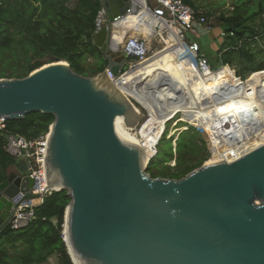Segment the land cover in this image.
Masks as SVG:
<instances>
[{
  "label": "water",
  "instance_id": "95a60500",
  "mask_svg": "<svg viewBox=\"0 0 264 264\" xmlns=\"http://www.w3.org/2000/svg\"><path fill=\"white\" fill-rule=\"evenodd\" d=\"M101 6L106 24L93 43L108 63L102 73L83 77L54 60L24 79H0V120L55 118L47 189L71 198L64 242L72 263L264 264V133L236 161L204 164L181 180L152 178L144 151L117 133L119 120L136 129L146 113L109 76L131 70L113 43L114 20L130 3ZM34 187L28 169L0 184V239L14 232L18 208L41 198Z\"/></svg>",
  "mask_w": 264,
  "mask_h": 264
},
{
  "label": "trees",
  "instance_id": "16d2710c",
  "mask_svg": "<svg viewBox=\"0 0 264 264\" xmlns=\"http://www.w3.org/2000/svg\"><path fill=\"white\" fill-rule=\"evenodd\" d=\"M181 1L210 21L216 19L210 39L220 46L217 59L207 55L212 69L234 68L242 78L264 71V0H233L232 10L225 8L218 16L214 8L204 10L195 0ZM101 9V0H0V79H24L54 60L67 62L83 77L102 73L108 63L93 43ZM255 93L261 96L258 89ZM54 120L52 115L34 112L23 120L5 121V129L0 130V184L18 164L7 153L8 135L35 141L49 132ZM168 145L164 169L155 171L151 167L155 161L150 163L148 173L154 179L181 180L210 157L206 138L193 128L179 136L176 156L173 139H168ZM161 148L160 141L158 156ZM172 160L174 167L169 165ZM70 203L67 191L47 196L35 209L34 222L0 239V264H45L53 258L59 264H73L62 237Z\"/></svg>",
  "mask_w": 264,
  "mask_h": 264
},
{
  "label": "built area",
  "instance_id": "2783aa9c",
  "mask_svg": "<svg viewBox=\"0 0 264 264\" xmlns=\"http://www.w3.org/2000/svg\"><path fill=\"white\" fill-rule=\"evenodd\" d=\"M129 3L130 7L126 14L115 19L114 23L116 25L118 23L124 25V23H129V21L132 20L136 24L135 28L130 29L127 32L123 42L119 46L122 55H126L129 59L131 71L145 66L158 54L155 53L152 48V42H150V40L154 38L159 40V44L165 46V50L167 48L176 49L177 46L182 47L179 61L181 63H186L193 71L185 77L187 86L192 84V78L197 77L198 74L207 77L225 68L220 67L216 70L212 69L209 59L202 53L200 44L197 41H189L187 39L186 33L198 34L199 36L202 30L207 33L213 31L214 24L206 16L187 6L181 0H129ZM153 21L157 23L155 26V34L152 37L149 35L147 36L143 33L145 31L142 29L151 27ZM105 24L106 12L104 9H101L96 19V33L100 31ZM221 36L225 37V33H221ZM230 69L235 78L241 84L247 83L250 79L260 73H264V71L256 72L249 75L248 78L243 79L241 76L237 75L235 69ZM109 76L116 86L117 81L123 78H114L111 74ZM137 86L138 85H132V89L136 94H139V97H145L146 93L143 92L144 85ZM147 88V92L156 93L155 89L151 90L149 89V86ZM220 89L222 91L221 94L223 95L218 98H222V101L225 99L224 102L229 101V97L231 96L230 91L234 90L228 88L227 85H222ZM124 94L133 103L137 110L142 109L147 116L148 111L146 108L140 104L132 94L127 91ZM174 94L177 96L176 93ZM250 94L251 92H248L247 96ZM260 95L261 96L258 99L259 104H257L256 101L251 100L247 103V108L244 110L235 111L230 109L227 113V117H216L217 126L213 132L190 122V120L195 118L198 106L201 109L205 108V99L200 98L199 100H195V102L187 99V117L189 122L186 123L182 121V113L175 114L174 117L166 122L165 131L162 133L157 146L165 136L167 125L170 122L173 123L174 128L182 122L187 125V128H184L183 131L177 133L174 139L177 140L180 133L188 131L190 128H194L206 138L210 158L222 157L221 160L231 159L232 161H236L244 156L242 148H238L237 145L246 146L264 133V93ZM158 103H160V106H163L161 102L158 101ZM169 105H172V103H169ZM177 116H181V119L176 120ZM5 121L6 120L4 119L0 120V130L5 129ZM142 124L143 123H141L138 128L131 130L137 131V129L141 128ZM178 130L179 129H174L175 133ZM49 132L35 141L14 134H9L7 137V153L18 162L26 163L28 176L35 181V187L32 192L35 195H41V198L39 200H34L31 205H22L18 208L12 221V228L14 231L23 230L34 222L36 220L35 209L44 202V199L47 196L54 193L52 190L47 189L46 154ZM170 139H172V136H170ZM218 148L221 150H218ZM157 153L158 151L156 147V153L154 157L151 158L150 162L157 156ZM65 231L66 222H64V225L62 226V237L64 241L66 240Z\"/></svg>",
  "mask_w": 264,
  "mask_h": 264
},
{
  "label": "bare ground",
  "instance_id": "6f19581e",
  "mask_svg": "<svg viewBox=\"0 0 264 264\" xmlns=\"http://www.w3.org/2000/svg\"><path fill=\"white\" fill-rule=\"evenodd\" d=\"M156 24L153 21L151 27L142 29L143 31H148L143 33L152 37L155 34ZM135 27L136 24L132 20L129 23H124V25L118 23L113 37L114 47H119L127 32ZM152 31H154V34L151 33ZM181 49V46H177L176 49L170 48L163 52L155 51V53L159 54L152 58L148 64L132 71L130 70L122 79L117 81V87L123 93L129 92L140 104L145 108H150L152 111V117L155 122L154 124L152 123L151 127L147 123L142 125L140 129L142 136L140 138H138L137 132L135 135L134 130L126 128L123 120H119L117 125L119 137L125 142L134 144L142 149L147 161H150L155 155L157 143L165 131V124L169 119L174 117L175 114L182 113V119L186 122L189 121L187 117V99L192 102L200 98L205 99V108L201 109L198 106L195 118L190 121L213 132L217 126L216 117H227L230 109L235 111L244 110L247 108V103L251 100L259 104V96L256 95L255 89H258L260 94L264 93V73L258 74L248 81L247 85H251L253 88L241 84L235 78L231 69L228 75L222 78V73L226 71V67L211 76L205 77L198 74L197 77L192 78V84L187 86L185 77L193 71L186 63L179 61ZM160 84L161 86L159 87ZM132 85H138L137 87L144 85L143 92L146 93V96L139 97V94H136L132 89ZM222 85H227L228 88L235 91H230L231 96L227 102H224L225 99L222 101V98H218L223 95L220 89ZM148 86L151 90L155 89L156 93L147 92ZM248 92H251L249 96H247ZM171 99H174L175 102L169 105ZM158 101L163 106H160ZM138 111L141 110L138 109ZM146 118L149 119L150 115L147 114ZM237 146L240 149L242 148V151L245 148V145ZM218 150L221 149L218 148ZM221 158H211L206 164L215 163Z\"/></svg>",
  "mask_w": 264,
  "mask_h": 264
},
{
  "label": "rangeland",
  "instance_id": "374dc122",
  "mask_svg": "<svg viewBox=\"0 0 264 264\" xmlns=\"http://www.w3.org/2000/svg\"><path fill=\"white\" fill-rule=\"evenodd\" d=\"M197 3H200L199 5L201 6V8H203L204 10L206 8H214L215 11L217 12V16L221 14L222 10H225V8L227 9H230L232 10V6H233V0H195ZM236 2H238V0H236ZM212 23L214 25L217 26V22H216V19H214V21H212ZM215 27V26H214ZM146 32H148L147 30H145ZM152 34H154V31L151 32ZM187 35V39L189 41H197L200 45H202L204 51H205V55L211 57V59H217L218 55H217V50L216 48L218 47L219 49V46L220 44L218 42H213L211 39H210V36L211 34H192V33H186ZM155 39V40H154ZM154 39H151L150 42H152V48L154 51H157V52H162L164 51L165 49V46L162 45V44H159L158 43V39L157 38H154ZM167 49H170V48H167ZM203 53V52H202ZM159 54V53H158ZM157 54V55H158ZM156 55V56H157ZM155 57V56H154ZM153 57V58H154ZM230 72V69L227 70L225 72H223L222 74V78H225L226 75H228V73ZM248 78L247 77H244L243 79H246ZM174 99H171L170 100V103H174ZM139 107V106H138ZM140 108V107H139ZM142 110V109H141ZM146 110L148 111L147 114L150 115V118L147 119V118H144L143 121H142V125H145L146 123L149 124V126L151 127L152 126V123L154 124V120H153V117H152V111L151 109L149 108H146ZM143 111V110H142ZM147 117V116H146ZM146 119V120H145ZM178 119H181V116H177L176 120ZM151 120V121H150ZM149 121V122H148ZM183 122H186L182 119ZM192 121V120H191ZM190 121V122H191ZM189 122V121H187ZM186 122V123H187ZM195 124V123H193ZM142 128V126H141ZM138 129V131H133V132H137V135H138V138H140L142 135H141V132H140V129ZM184 128H187V125L184 124V123H179L177 127L174 128L173 126V123L170 122L168 125H167V131L165 132V136L162 138L161 140V146H162V155L158 156V153H157V156L153 159L155 162L154 163H151V167H153L152 169L153 170H160V169H164L163 165H162V161L164 160L165 156L170 154V148H169V145H168V139H170V136H172V139H173V153L174 155L176 156V142L177 140L174 139L176 137V134L183 131ZM174 129H179L176 133L174 131ZM191 129V128H190ZM189 129V130H190ZM194 129V128H193ZM188 130V131H189ZM186 132V131H184ZM182 132V133H184ZM180 133V135L182 134ZM179 135V136H180ZM179 138V137H178ZM159 146V145H158ZM158 146H157V151H158ZM165 155V156H164ZM154 157V156H153ZM210 157L208 158L207 162L210 161ZM151 160V159H150ZM207 162H205L204 164H206ZM170 167H174L176 166V162L175 160H172L170 163H169ZM15 168H13L12 170H14ZM45 264H59L58 262V259L57 258H53L51 259L49 262L45 263Z\"/></svg>",
  "mask_w": 264,
  "mask_h": 264
},
{
  "label": "crops",
  "instance_id": "0c3cea01",
  "mask_svg": "<svg viewBox=\"0 0 264 264\" xmlns=\"http://www.w3.org/2000/svg\"><path fill=\"white\" fill-rule=\"evenodd\" d=\"M263 18V17H262ZM264 19V18H263ZM214 30V29H213ZM214 32L215 31H212V32H210V33H208V34H211V35H214ZM207 32H205L204 30H202L201 31V33L200 34H206ZM205 55V54H204ZM207 57V56H206ZM208 58V57H207ZM223 67V66H222ZM228 67V66H227ZM232 69H234V68H232ZM237 73V72H236ZM18 165H19V167H16L14 170H12L11 169V171L10 172H15V173H17L18 171H19V169H27V166H26V164H25V162H18Z\"/></svg>",
  "mask_w": 264,
  "mask_h": 264
}]
</instances>
